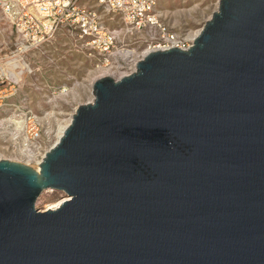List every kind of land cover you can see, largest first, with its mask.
I'll list each match as a JSON object with an SVG mask.
<instances>
[{
	"label": "water",
	"instance_id": "1",
	"mask_svg": "<svg viewBox=\"0 0 264 264\" xmlns=\"http://www.w3.org/2000/svg\"><path fill=\"white\" fill-rule=\"evenodd\" d=\"M92 93L38 170L0 159V264H264V0Z\"/></svg>",
	"mask_w": 264,
	"mask_h": 264
},
{
	"label": "rangeland",
	"instance_id": "2",
	"mask_svg": "<svg viewBox=\"0 0 264 264\" xmlns=\"http://www.w3.org/2000/svg\"><path fill=\"white\" fill-rule=\"evenodd\" d=\"M218 3L219 0H156V9L171 31L187 38L201 29L217 10ZM76 4L80 8H95L98 17L109 29L121 31L117 48L133 50L134 56H137L148 47L139 35L126 33L123 24L111 20L95 6L93 0H77ZM16 37L0 14V75L7 73L8 77L6 79L2 75L3 78H0V159L33 167L11 152V138L4 121L20 109L30 110L40 121L41 146L48 150L57 141L58 125L71 118L77 106L90 101L93 96L92 82L99 77L98 67L112 65L114 78L125 68L112 56L89 55L77 37L63 29L57 30L48 42L28 51L19 50L21 45ZM12 70L13 73L21 71L18 81L10 77ZM61 196L60 191L44 190L36 199L35 206L45 210L48 205L61 201Z\"/></svg>",
	"mask_w": 264,
	"mask_h": 264
},
{
	"label": "built area",
	"instance_id": "3",
	"mask_svg": "<svg viewBox=\"0 0 264 264\" xmlns=\"http://www.w3.org/2000/svg\"><path fill=\"white\" fill-rule=\"evenodd\" d=\"M76 1L0 0V14L16 33L17 42L21 45L19 50L28 51L38 47L51 40L57 30L63 29L70 35H75L89 55L112 56L117 63H122L124 75L135 71L137 61L142 58L139 57L141 53L136 56L135 63L119 57L117 51L125 49L116 46L121 31L109 29L98 17L95 8H80ZM93 1L111 20L123 24L126 33L139 35L148 43V47L157 46L159 50L172 47L188 49L193 42L168 28L156 9V0ZM1 74L8 79L7 73ZM2 75L0 78H3ZM4 123L11 138V152L38 170L47 151L41 146L38 117L30 110L20 109L13 112Z\"/></svg>",
	"mask_w": 264,
	"mask_h": 264
},
{
	"label": "bare ground",
	"instance_id": "4",
	"mask_svg": "<svg viewBox=\"0 0 264 264\" xmlns=\"http://www.w3.org/2000/svg\"><path fill=\"white\" fill-rule=\"evenodd\" d=\"M200 32V30L198 31H195L191 34L188 35V38L190 40V42H192L194 40V38L198 35V33ZM160 49L159 47L157 46H154V47H147L145 50H143L141 52V54L139 55V57H143L145 56L147 53L153 51V50H158ZM117 55L121 58H125V59H129V60H132L133 63H135L136 61V56H134V53H133V50H128V49H120L117 51ZM19 56V55H18ZM16 57V56H15ZM11 63V62H10ZM132 63V64H133ZM24 64V63H22ZM15 65V64H14ZM17 65V63H16ZM6 66V65H5ZM8 67V66H7ZM6 67V68H7ZM13 67V66H12ZM16 67V66H15ZM21 70V69H20ZM19 70V71H20ZM4 71V70H3ZM7 72V71H6ZM14 71L12 70L11 72V77L15 80V81H18L19 80V75H21V71L20 72H17V73H13ZM98 72H99V77L100 76H103V75H109V76H112L114 71L112 70V65H108V66H103V67H98ZM125 73L124 72H119L117 77H120V76H123ZM93 100V96L91 97L90 101L91 102ZM71 118H68L64 123H60L57 127V130H56V139L58 141L59 137L62 135L64 129L66 128V126L69 124ZM18 125V124H17ZM56 141V142H57ZM61 201H58L52 205H48L45 210L47 209H55L57 208L59 205H60ZM45 210H41V211H45Z\"/></svg>",
	"mask_w": 264,
	"mask_h": 264
}]
</instances>
